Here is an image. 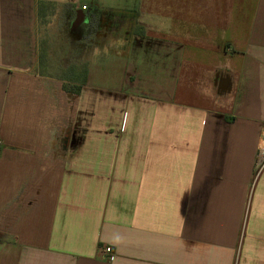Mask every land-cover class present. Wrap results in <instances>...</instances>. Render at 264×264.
<instances>
[{"label": "crops", "instance_id": "1", "mask_svg": "<svg viewBox=\"0 0 264 264\" xmlns=\"http://www.w3.org/2000/svg\"><path fill=\"white\" fill-rule=\"evenodd\" d=\"M263 126L264 0H0V264H264Z\"/></svg>", "mask_w": 264, "mask_h": 264}, {"label": "rangeland", "instance_id": "2", "mask_svg": "<svg viewBox=\"0 0 264 264\" xmlns=\"http://www.w3.org/2000/svg\"><path fill=\"white\" fill-rule=\"evenodd\" d=\"M47 11L49 18H40L38 27L40 45L44 55L41 57V72L50 76L67 77L72 66H75L79 72L83 71L88 64V48H80L73 38L67 36V26L56 23L58 19H54V15L60 18L64 10L58 12L57 8L50 7ZM95 27L93 26L90 32L93 55L98 42L103 40L102 38L96 39V34L93 32ZM97 29L99 28L97 27L95 31H98Z\"/></svg>", "mask_w": 264, "mask_h": 264}, {"label": "built area", "instance_id": "3", "mask_svg": "<svg viewBox=\"0 0 264 264\" xmlns=\"http://www.w3.org/2000/svg\"><path fill=\"white\" fill-rule=\"evenodd\" d=\"M86 9V7H83ZM264 172V126L260 132L259 144L257 148L256 160L254 164V173H255V181L261 176ZM100 254L104 258H111L115 256V250L110 247L106 246L100 249Z\"/></svg>", "mask_w": 264, "mask_h": 264}, {"label": "trees", "instance_id": "4", "mask_svg": "<svg viewBox=\"0 0 264 264\" xmlns=\"http://www.w3.org/2000/svg\"><path fill=\"white\" fill-rule=\"evenodd\" d=\"M74 77H71V80L70 81L67 80V81H69V82H71L73 84L74 81L77 80V77L76 78H74ZM86 80H87V71H85V73L83 75V79H82L80 85L75 83V84H73V86H70L67 83H65L64 86H63L64 90L67 91V92L73 93V94H80L81 91H82V86L86 84ZM77 85H79V86H77Z\"/></svg>", "mask_w": 264, "mask_h": 264}]
</instances>
